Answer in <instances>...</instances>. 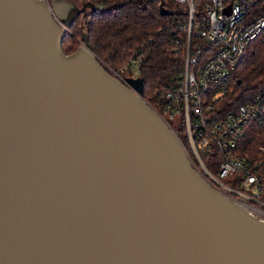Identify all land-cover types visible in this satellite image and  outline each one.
<instances>
[{
  "label": "water",
  "instance_id": "1",
  "mask_svg": "<svg viewBox=\"0 0 264 264\" xmlns=\"http://www.w3.org/2000/svg\"><path fill=\"white\" fill-rule=\"evenodd\" d=\"M87 9L0 0V264H264V219L192 167L143 80L85 33L63 52Z\"/></svg>",
  "mask_w": 264,
  "mask_h": 264
},
{
  "label": "built area",
  "instance_id": "2",
  "mask_svg": "<svg viewBox=\"0 0 264 264\" xmlns=\"http://www.w3.org/2000/svg\"><path fill=\"white\" fill-rule=\"evenodd\" d=\"M43 1L50 8L52 0ZM84 1L101 8L109 0ZM169 1L186 7L179 25L184 32L182 64L152 100L142 98L213 189L264 219V145L246 140L252 124L264 127V88L232 106L229 85L247 48L264 29V0ZM116 77L124 83L128 78Z\"/></svg>",
  "mask_w": 264,
  "mask_h": 264
},
{
  "label": "trees",
  "instance_id": "3",
  "mask_svg": "<svg viewBox=\"0 0 264 264\" xmlns=\"http://www.w3.org/2000/svg\"><path fill=\"white\" fill-rule=\"evenodd\" d=\"M160 3L168 11L160 13ZM186 7L169 0H109L101 8L76 16L61 48L72 53L85 33L92 52L106 69L143 80L150 101L182 64ZM232 106L264 88V29L251 42L230 82ZM246 140L264 145V127L251 126Z\"/></svg>",
  "mask_w": 264,
  "mask_h": 264
},
{
  "label": "rangeland",
  "instance_id": "4",
  "mask_svg": "<svg viewBox=\"0 0 264 264\" xmlns=\"http://www.w3.org/2000/svg\"><path fill=\"white\" fill-rule=\"evenodd\" d=\"M75 3H77V4H80L81 2V0H73ZM114 76H118V75H120V73L118 72V71H113V70H111V69H108ZM178 119V116H176L173 120H172V123H173V125H174V127H176L177 126V120Z\"/></svg>",
  "mask_w": 264,
  "mask_h": 264
},
{
  "label": "flooded vegetation",
  "instance_id": "5",
  "mask_svg": "<svg viewBox=\"0 0 264 264\" xmlns=\"http://www.w3.org/2000/svg\"><path fill=\"white\" fill-rule=\"evenodd\" d=\"M69 1H72V2H74L73 0H69ZM80 2H81L80 4H77V3H75V2H74V3H75L76 5H78V6H81V4H82L83 2H86V1H84V0H81ZM87 10H88V9H87ZM87 10H86V11H87Z\"/></svg>",
  "mask_w": 264,
  "mask_h": 264
}]
</instances>
